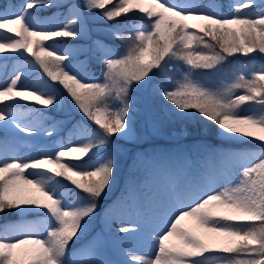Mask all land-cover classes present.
I'll list each match as a JSON object with an SVG mask.
<instances>
[{
  "label": "snow or ice",
  "instance_id": "snow-or-ice-1",
  "mask_svg": "<svg viewBox=\"0 0 264 264\" xmlns=\"http://www.w3.org/2000/svg\"><path fill=\"white\" fill-rule=\"evenodd\" d=\"M57 6L66 9L60 17L40 16ZM219 7L198 0H22L0 11V60H26L0 83V215L20 217L0 225V264H264V64L225 70L229 58L264 56V0H235L227 14ZM94 19L111 25L106 35L119 47L101 40L88 49L59 46L89 36ZM81 54L103 64L102 79L88 76L85 61L72 63ZM174 63L178 78L170 74ZM26 70L44 75L25 84ZM205 70L211 77L194 76ZM153 80L154 95L179 118L211 122L259 150L204 149L186 157L182 178L153 195L143 222L123 220L118 205L106 217L112 239L98 235L73 251L114 181L116 160L104 149L114 137L132 136L131 93ZM65 93L95 130L79 124L75 143L38 145L34 156H21L16 133L56 135L42 109L62 106ZM125 203L138 206L135 189ZM145 234L152 253L128 243Z\"/></svg>",
  "mask_w": 264,
  "mask_h": 264
},
{
  "label": "rangeland",
  "instance_id": "rangeland-1",
  "mask_svg": "<svg viewBox=\"0 0 264 264\" xmlns=\"http://www.w3.org/2000/svg\"><path fill=\"white\" fill-rule=\"evenodd\" d=\"M6 1L4 7H0V11L14 10V8L22 3V0ZM59 2L67 3L70 2V0H59ZM198 2L204 5H219V11L224 13L221 5L228 4L230 6L235 0H198ZM57 8L58 10L40 13V16L45 20H49L54 18V14L55 17H60L61 13L66 11V9L62 7L57 6ZM47 9L49 8H44L42 10ZM256 10L258 11L259 9ZM226 11L227 12L224 14H227L230 11V8H227ZM109 27H111V25L107 24V22L94 19L89 23V28L91 30L89 36L77 40L61 39L59 41V46L88 49L93 46L94 41L101 40L109 46L119 47L118 42L106 35V30ZM92 59L97 58L91 55H85L82 57L79 55L77 60L72 61V63L78 64L79 61H85L88 76L100 80L102 79V73L104 70L103 64L97 59L100 63V69H97V72H95L94 66L90 63V60ZM25 64V58L22 56H16L15 54L9 59L0 60V83L10 79L13 72L17 68L24 67ZM235 64H254L259 67L261 64H264V56L254 55L253 57L237 56L229 58V62L225 65V70L230 73L232 71V65ZM170 74H172L174 78H178L179 73L176 69L175 63L170 70ZM43 75L42 70H26V78L22 82L31 85ZM194 76L211 77V72L205 70L203 72L194 73ZM209 82L214 84L216 78L212 77ZM157 83L158 80H153L150 85H147L144 88L133 89L131 93L134 101L133 108L135 110L133 134L127 139L114 137L111 148L104 149V152L111 151L116 160L114 181L111 184L107 195L102 197L99 201L98 212L94 217L95 220L90 222L87 231L79 238V240H74L73 244L70 245L71 250L75 251L93 240V238L97 237L101 231L108 230L105 223L107 217V203L120 197L121 193L125 191L126 186L138 182L140 180L139 175L141 172H152L158 164L163 166L174 165V163L167 161L165 156L167 152H173L177 148L186 147V149H188V151H186V156L191 158V155L197 154L196 152H198L199 147L200 149H211L214 151L259 150L258 143H251L247 139L225 136L220 130L217 136V139H219L220 142L213 143L212 140L206 138V133L208 132L204 130L200 131V128L203 126L199 125V127H197L198 122L196 119L185 120L179 118L175 115L173 106L169 102L163 100L162 97L154 95L153 89L157 86ZM63 99L64 103L60 107L42 109L47 117L53 116L52 120L46 121V125L55 122L57 124L56 135L53 137H47L44 135L32 136L27 133H16L15 139L18 141L21 156L25 158L34 156L35 152L33 150L38 145L48 146V149L52 150L61 143H75L77 125L79 124L87 125L88 128L95 130L96 126L83 116L78 108L74 106L66 93L64 94ZM22 107H26V105H23L22 103ZM244 107L248 108L251 107V105H245ZM25 122H27V120H25ZM66 126L70 128V132L67 135H63L60 130L64 129ZM12 131L15 130L13 129ZM7 139L12 140L13 138L9 136ZM4 140L5 136L2 131H0V145L3 144ZM158 152H161L162 157L158 156ZM99 155L102 156L103 152ZM72 190L78 191L74 188ZM25 218L28 220H35L38 217L36 214H28ZM19 219L20 217L18 214L9 212L0 215V225H4L8 222H16ZM186 225L189 226L188 222H186Z\"/></svg>",
  "mask_w": 264,
  "mask_h": 264
},
{
  "label": "bare ground",
  "instance_id": "bare-ground-1",
  "mask_svg": "<svg viewBox=\"0 0 264 264\" xmlns=\"http://www.w3.org/2000/svg\"><path fill=\"white\" fill-rule=\"evenodd\" d=\"M204 150L198 148V152ZM211 150V149H208ZM186 147L177 148L173 152H167L165 154L166 159L170 163H174V165L163 166L158 164L152 172L143 171L140 173V180L138 182L129 184L125 187V191H123L120 197L113 199L110 203L106 205V213L107 216L113 209H115L118 205H121L120 212L121 218L125 221H133L139 220L141 222L145 219V214L148 211L149 202L152 199L153 195L157 192H164L170 189L172 182L176 179L182 178V174L184 173V161L186 156ZM198 152H196L198 154ZM197 154L191 155V158L196 159ZM158 156L162 157L161 152H158ZM182 166V167H181ZM187 171L191 172L192 169H188ZM135 189V198L138 202V206L129 207L125 201L128 200L129 193ZM189 226L192 225L193 222L187 221ZM106 223V220H105ZM106 226L108 230L101 231L98 235H103L108 240H111L113 235L115 234V229L110 228L107 223ZM130 247L134 250L140 252H148L152 253L154 251L150 240L147 237V234L141 239L137 241H129Z\"/></svg>",
  "mask_w": 264,
  "mask_h": 264
},
{
  "label": "trees",
  "instance_id": "trees-1",
  "mask_svg": "<svg viewBox=\"0 0 264 264\" xmlns=\"http://www.w3.org/2000/svg\"><path fill=\"white\" fill-rule=\"evenodd\" d=\"M225 1H228V0H225ZM5 3H6V0H1L0 1V7H3L5 5ZM221 8L224 11V13H226L227 12L226 9L227 8H230V7H229L228 4H222L221 5ZM57 9H58L57 7H52V8H49L47 10H41L40 13L51 12V11L57 10ZM64 9H63V11H64ZM131 18H133L135 20L140 19L139 16L133 15V14H132V17ZM124 19H126V18H121V20H124ZM117 22H119V21H116V22H113V23H117ZM81 55L84 56L83 54H81ZM90 63L94 66V68H95L94 71L95 72H97V69H100V63H99V61L97 59L90 60ZM51 119L52 118H48V121L51 120ZM197 122H198V124H197L198 126L197 127H199V125L203 126L202 128H200L201 129L200 131L204 130V131L208 132V133H206L207 134L206 135L207 138H217V136L219 134V129H218V127L215 124H213L211 122H206V121H203V120H197ZM61 131H62V134L63 135H67L70 132V128L67 127V128H64V130L63 129L60 130V132ZM197 131H199V130H197Z\"/></svg>",
  "mask_w": 264,
  "mask_h": 264
}]
</instances>
